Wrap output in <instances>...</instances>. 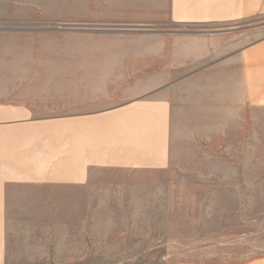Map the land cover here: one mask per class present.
<instances>
[{
    "label": "crops",
    "instance_id": "obj_1",
    "mask_svg": "<svg viewBox=\"0 0 264 264\" xmlns=\"http://www.w3.org/2000/svg\"><path fill=\"white\" fill-rule=\"evenodd\" d=\"M104 1L79 8L78 16L148 29L128 35L137 45L127 49H94L111 58L110 64H81L66 72L78 77L62 83L60 118L38 117L39 111H53L37 104L39 97L53 99L50 88H40L46 91L40 95L32 83L0 81V264L22 256V241H30L34 249L40 248L36 243L45 244L34 229H54L51 214L45 220L31 209L28 237H23L27 225L18 228L16 219L27 188L42 192L30 199L35 206L74 202L76 208L95 213L103 201H117L103 197V180L116 185L114 179L170 167L172 123L192 121L185 116L214 104L227 116L224 120L233 114V120L241 121L239 114L246 109L264 108V36L245 40L262 27H243L264 13V0ZM36 8L23 0H0V74L20 73L22 34L15 27ZM168 26L179 28H149ZM46 187H58L60 193L48 194ZM62 214L60 228L69 233L70 214ZM62 239L61 259L54 264H85L81 233ZM169 264H264V255L237 262Z\"/></svg>",
    "mask_w": 264,
    "mask_h": 264
},
{
    "label": "rangeland",
    "instance_id": "obj_2",
    "mask_svg": "<svg viewBox=\"0 0 264 264\" xmlns=\"http://www.w3.org/2000/svg\"><path fill=\"white\" fill-rule=\"evenodd\" d=\"M23 1L36 5L37 10H31L32 16L15 27L22 34L20 73L0 74V81L32 83L40 95L46 92L40 88H50L48 94L53 99L39 97L37 104L40 110L48 107L53 111H39L38 117H61L62 83L75 82L78 77L66 73L69 69L81 64H110L111 58L108 61L94 49H127L128 44L137 45L128 35L148 29L103 25L99 19L78 16L79 8L87 10L104 0ZM259 25L262 28L245 36L247 43L264 36V13L245 21L243 27ZM149 28L174 31L179 27ZM207 109L185 116L192 121L172 123L169 168L139 178L114 179L116 185H106L103 180V197L117 201H103L95 213L76 208L74 202L35 206L30 199H38L42 192L24 190L21 216L16 219L18 228L27 225L22 229L23 237H28L31 209L39 210L45 220L51 214L54 229H34L38 237L45 238V244L36 243L40 248L34 249L30 241H22V256L11 263L60 262L62 238L79 233L85 264L237 262L264 255V108L246 109L239 114L241 121L233 120V114L224 120L227 116L216 104ZM46 189L48 194L60 193L58 187ZM45 210L51 211L48 214ZM62 210L70 214L69 233L60 228ZM41 224L45 227V221ZM42 253L44 256H37Z\"/></svg>",
    "mask_w": 264,
    "mask_h": 264
}]
</instances>
